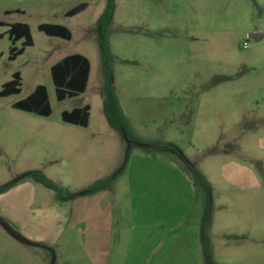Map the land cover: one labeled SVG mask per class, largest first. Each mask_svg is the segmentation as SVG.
<instances>
[{
	"label": "rangeland",
	"instance_id": "374dc122",
	"mask_svg": "<svg viewBox=\"0 0 264 264\" xmlns=\"http://www.w3.org/2000/svg\"><path fill=\"white\" fill-rule=\"evenodd\" d=\"M221 1L171 0L166 9L165 0H116L105 32L114 87L137 139L127 150L103 106L98 19L107 0H0L7 23L0 89L15 71L22 76L21 92L0 99V185L40 170L74 194L58 198L29 176L1 193L0 216L38 245L0 224V264H51L53 256L54 264H205L200 225L208 200L212 264H264V0ZM81 2L83 11L65 14ZM16 21L30 25L34 42L9 60ZM41 23L66 25L72 37L47 35ZM72 53L89 58V80L84 92L60 101L51 67ZM39 84L50 115L13 106ZM85 104L87 126L62 119ZM156 141L178 145L209 193L173 154L142 146ZM112 174L108 188L82 193Z\"/></svg>",
	"mask_w": 264,
	"mask_h": 264
},
{
	"label": "trees",
	"instance_id": "16d2710c",
	"mask_svg": "<svg viewBox=\"0 0 264 264\" xmlns=\"http://www.w3.org/2000/svg\"><path fill=\"white\" fill-rule=\"evenodd\" d=\"M116 0H107L106 7L98 19V28H101L99 36V47L102 59V68L106 77L104 85V112L109 123L119 131L121 127H124L128 136L131 139L137 140L127 127L124 114L122 112L119 99L114 87L112 79V53L108 40L106 38L105 27L111 22L115 10ZM87 7L86 2H81L68 11L67 16L75 15L83 11ZM7 13L11 11H6ZM5 21L0 20V26L6 25ZM39 30L45 32L50 36H58L64 39H70L72 37L71 30L63 24L59 23H41L38 25ZM2 35V34H0ZM8 36L12 44L9 50V60H15L19 55L23 54L27 46L33 45V36L31 33L30 25L27 22L16 21L9 24ZM24 39L22 46L18 47L16 42ZM3 55L0 52V57ZM52 79L55 84L56 97L58 100H64L79 95L86 90L89 74H90V60L82 53H72L60 61L56 62L51 67ZM22 76L19 70L13 73L12 79L5 82L0 89V99L12 94H18L21 92ZM15 108L35 112L41 115L48 116L52 112L51 104L49 101V95L47 87L44 84L36 86L33 92H31L26 98L21 99L13 103ZM90 105L85 104L83 106H77L71 110H64L62 112V119L66 122L87 126L89 123ZM122 133V131H121ZM123 134V133H122ZM143 147L147 149H153L162 152H170L176 155L179 160L190 170L194 178L198 183L203 186L209 193L210 183L205 175L191 162L182 152L181 148L173 142L169 141H156L143 143ZM130 151L127 152L126 158H128ZM29 177H33L35 180L41 182L48 188L53 189L56 192L58 198H70L74 194L67 191L64 187L51 181L42 171L33 170L30 171ZM115 175H109L102 179L97 180L90 185L88 192H98L108 188ZM18 181L14 180L0 185V194L7 191L14 186ZM209 198V197H208ZM211 224V209L210 201L206 207L200 225V242L202 245V251L205 259V264H212V247L209 236V227Z\"/></svg>",
	"mask_w": 264,
	"mask_h": 264
},
{
	"label": "water",
	"instance_id": "95a60500",
	"mask_svg": "<svg viewBox=\"0 0 264 264\" xmlns=\"http://www.w3.org/2000/svg\"><path fill=\"white\" fill-rule=\"evenodd\" d=\"M261 36H262V34L259 33V32H252V33H250V37H252V38H254V39H259ZM121 131H122L124 137L127 139V143H128V148H127V150H129L133 141H132V139L128 136V134H127V132H126V130H125L124 127H121ZM29 174H30V172H26V173L22 174L20 177H18L17 179H15V180L17 181V180H19V179H21V178H24V177L28 176ZM87 192H88L87 189L84 190V191H82V193H87ZM0 224H1V225H2V226L8 231L13 237H15L16 239H18L19 241H22V242H25V243H28V244L38 245L37 242L31 241V240L25 238L23 235H21V234L18 233L17 231H15V230L10 226V224H9L6 220H4L1 216H0ZM54 263H55V258H54V256H53V259H52L51 264H54Z\"/></svg>",
	"mask_w": 264,
	"mask_h": 264
},
{
	"label": "crops",
	"instance_id": "0c3cea01",
	"mask_svg": "<svg viewBox=\"0 0 264 264\" xmlns=\"http://www.w3.org/2000/svg\"><path fill=\"white\" fill-rule=\"evenodd\" d=\"M187 3H190V4H197L199 1H202V0H185ZM205 1H207V3H209V0H204V2ZM233 0H222L221 1V4H223V5H231V2H232ZM170 4H171V0H165V2H163L162 3V5L163 6H165L166 7V9H167V7H169L170 6ZM170 153V152H169ZM172 154V153H171ZM174 155V154H173ZM174 159L176 160V162H180V163H182L180 160H179V158L176 156V155H174ZM174 164H175V166H177V164L178 163H175L174 162ZM183 164V163H182Z\"/></svg>",
	"mask_w": 264,
	"mask_h": 264
}]
</instances>
